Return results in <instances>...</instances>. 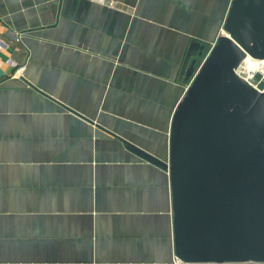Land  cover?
<instances>
[{
  "label": "crops",
  "instance_id": "0c3cea01",
  "mask_svg": "<svg viewBox=\"0 0 264 264\" xmlns=\"http://www.w3.org/2000/svg\"><path fill=\"white\" fill-rule=\"evenodd\" d=\"M231 1L0 0V264H173L168 172L98 125L167 160Z\"/></svg>",
  "mask_w": 264,
  "mask_h": 264
},
{
  "label": "water",
  "instance_id": "95a60500",
  "mask_svg": "<svg viewBox=\"0 0 264 264\" xmlns=\"http://www.w3.org/2000/svg\"><path fill=\"white\" fill-rule=\"evenodd\" d=\"M222 29L198 71L206 46L185 58L192 81L171 119L167 160L98 127L168 172L174 258L264 264V75L236 72L248 56L264 60V0H232Z\"/></svg>",
  "mask_w": 264,
  "mask_h": 264
},
{
  "label": "built area",
  "instance_id": "2783aa9c",
  "mask_svg": "<svg viewBox=\"0 0 264 264\" xmlns=\"http://www.w3.org/2000/svg\"><path fill=\"white\" fill-rule=\"evenodd\" d=\"M222 34H225V33H224L223 29L221 28L220 31H219V33H218V35H222ZM17 40H18V39H17ZM212 46H213V44H212ZM212 46L210 47V50H211ZM5 48H6V45H5L2 41H0V51H2V50L5 49ZM210 50L208 51V53H206V54L204 55V58H202L200 64H199L198 67L196 68V71H198V69L200 68V66L202 65V63L205 61V59H206V57L208 56ZM248 58H251V57L248 56V57L243 61L242 65L239 67V69H237V71H236L238 75L242 76V77H243L244 79H246L247 81H249V79L252 77V76H251V77H250V76H247V73H246V70H245L246 63H247ZM252 59H253V58H252ZM259 61H262V64L260 65L262 71H261L260 73H261L262 75H264V60H259ZM13 66L17 67L15 64H13ZM25 70H26V67H25V66H19V67L17 68V72H19L20 75H23L24 72H25ZM191 81H192V79L189 80V83H188V85H187V88L189 87ZM187 88H186V89H187ZM173 264H183V263H182L181 261L177 260L176 258H174V260H173Z\"/></svg>",
  "mask_w": 264,
  "mask_h": 264
},
{
  "label": "bare ground",
  "instance_id": "6f19581e",
  "mask_svg": "<svg viewBox=\"0 0 264 264\" xmlns=\"http://www.w3.org/2000/svg\"><path fill=\"white\" fill-rule=\"evenodd\" d=\"M261 64H262V61L248 58L246 67H245L247 76L251 77L253 73L261 72L262 71L261 66H260Z\"/></svg>",
  "mask_w": 264,
  "mask_h": 264
},
{
  "label": "rangeland",
  "instance_id": "374dc122",
  "mask_svg": "<svg viewBox=\"0 0 264 264\" xmlns=\"http://www.w3.org/2000/svg\"><path fill=\"white\" fill-rule=\"evenodd\" d=\"M219 31H220V30H219ZM218 33H219V32H218ZM210 47H211V46L206 47V49H205V51H204V53H203V56H202L200 59H198L199 61H198L197 67H198V65L200 64L202 58H204V55H205L206 53H208V51L210 50ZM197 67H196V68H197ZM188 83H189V80L187 81V83H186V85H185V90H186V88H187Z\"/></svg>",
  "mask_w": 264,
  "mask_h": 264
}]
</instances>
